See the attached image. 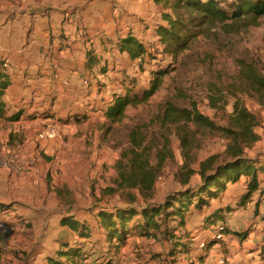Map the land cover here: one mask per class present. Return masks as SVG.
Listing matches in <instances>:
<instances>
[{
    "label": "crops",
    "instance_id": "obj_1",
    "mask_svg": "<svg viewBox=\"0 0 264 264\" xmlns=\"http://www.w3.org/2000/svg\"><path fill=\"white\" fill-rule=\"evenodd\" d=\"M160 9L154 0H0V64H8L3 75L8 76L9 81L3 97L5 113L0 116L1 152H19L17 158L36 159L39 170L44 174V167L49 168L51 162L47 163L46 158L40 157V152L48 150L45 154L53 157V177L57 180L71 167L76 179L90 172L96 173L98 166L92 167L96 155L91 154L93 147L85 141L88 133L83 135L82 141L73 138L81 131L91 129L95 123L101 124L100 128L108 123V107L117 95H125L128 91L127 84L122 83L123 77H127L125 72L138 64L122 50V41L133 35L153 43L155 34H158L157 27L162 24L156 22V12ZM112 34L119 36L121 41L106 38ZM101 66L106 67L107 73L96 75ZM85 79L90 80L89 85L84 83ZM18 113H21L19 119H9ZM57 120L65 122L63 136L67 139L62 136L55 140H40L38 134L44 125ZM257 145L262 150L259 155L264 154V139L261 138ZM104 160L102 156L98 163ZM106 161L112 162L110 159ZM77 166L83 169L78 171ZM0 173V183L5 188V191H0V203L9 207L12 200L25 201L29 210L32 200H27L19 192V181L25 174L18 176L8 169H0ZM2 173H13L10 183ZM262 179L264 181V172ZM248 181L247 176H242L230 184L247 189ZM7 184L13 185V191L6 190ZM230 188L227 186L218 198L210 200L209 205L213 207L214 203H219ZM44 194L49 195L48 186H45ZM254 196L259 208L253 203L246 206V210L228 214V232L219 242H214L211 230L214 226L201 223L188 234L187 241L193 243L194 249L190 253L170 256L171 241L159 232H156L159 236L155 239L131 235L125 244L115 243L120 251L115 264L124 260L129 264H264L260 258L264 240V182ZM260 197L263 199L261 202ZM221 208L224 207L218 209ZM195 209L193 205L187 212L185 228L189 224L188 216L207 211L206 207ZM7 211L15 213L11 207ZM38 211L33 221L40 227H52L54 220L49 215L53 208L42 206ZM98 215L97 212L99 222ZM1 219L5 216L0 215ZM253 223L256 225L252 227ZM81 224L92 231V226H87L89 224ZM66 227L69 226H63ZM245 231H249L245 237L236 235ZM14 235L0 237V249L6 250L0 252V264L9 263L6 257H13L14 264H19L18 257L9 250L16 246L19 251L22 245V240L15 239ZM91 235V238H78L77 235L74 238L86 244L93 239L101 244L107 240L103 227H99L96 234L92 231ZM208 237L212 239L208 240ZM93 257L95 255L81 263L96 264Z\"/></svg>",
    "mask_w": 264,
    "mask_h": 264
},
{
    "label": "rangeland",
    "instance_id": "obj_2",
    "mask_svg": "<svg viewBox=\"0 0 264 264\" xmlns=\"http://www.w3.org/2000/svg\"><path fill=\"white\" fill-rule=\"evenodd\" d=\"M223 1L231 2L232 0ZM154 3L161 6L160 12L155 11L156 22H161L160 25L167 26L168 23L164 19V14L173 15V11L169 7L166 8L163 3L156 1ZM225 26H227L226 29ZM134 37L147 48L148 55L142 62L138 61L134 68L125 72L127 77H123L122 83L127 84V93L131 92L132 97L142 99L145 90L150 88L151 81L157 73L166 70L168 73L162 78V85L158 93L149 100L130 107L126 117L121 122L112 126L105 123L101 128L100 123V125L95 123L91 129L83 130L73 138L75 141H82L83 135L86 136L85 133H88L85 141L87 145L93 147L91 154L96 155V162L92 164L93 168L98 166L96 173L91 174L90 172L76 179V173L71 167L66 175L61 174L60 180H57L53 177L55 172L53 157L46 155L43 150L40 152V157L46 158L49 161L47 163L51 162L49 168L44 167V174L39 170L36 159L34 164L29 166L30 159L18 158L21 163L26 165L23 171L16 172L18 176L22 173L25 174L20 178L19 192L24 194L27 200L31 199L32 203H30L31 206L28 210L25 201L21 203L12 200L9 207L15 213L6 210L1 211L0 215L13 222L16 234L12 237L22 240L19 251L16 246L9 249L18 257L19 264H49L50 258L63 260L68 264H83L81 262L94 255L93 259L97 262L96 264H112L115 258L120 255L119 246L115 245V242L111 244L106 240L105 244H101L98 240L93 239L87 244L83 243L85 241L74 238L76 235L79 238L78 233L76 234L70 227L63 228L61 225L62 216L73 214L72 216L79 222L92 226V231L96 234L100 227L98 219H96L97 212L99 214L103 209H113L131 203L139 205L161 204L171 192L185 189L188 185H185L183 180L188 170L184 168L186 158L183 155V138L188 140L195 138L200 141V147L190 152V157L197 159L198 162L193 166L190 164L194 173L189 185L197 186L201 183L200 171L203 161L212 156H218L219 163L227 160L225 151L229 140L224 137L221 128L229 125L230 118L236 110V97L231 95L229 87L239 74L241 65L256 66L264 72V17L261 18L259 26L228 23L209 28L203 35L192 41L189 49L178 60L165 52V45L162 43L159 33L155 34L156 39L151 43L152 45L143 38ZM105 68L99 67L96 75L107 73ZM85 81L86 85L90 84L89 79H85ZM237 86H240L239 82H237ZM236 92L241 104L257 114L261 122L257 131L260 137L264 139V103L258 102L256 100L257 95L251 90L247 93L238 90ZM179 94L183 96V100H175L176 104L190 109L194 104L197 105L201 113L213 120L220 131L213 134L209 130L202 129L203 134L193 125H190L189 129L185 131H179L176 124L167 123L164 118H160L162 106L167 100L177 98ZM210 98L216 99L215 106L210 102ZM183 124L187 125L186 122ZM134 132H137L139 139L144 138L142 146L133 143L131 133ZM62 138L67 139L64 136ZM258 146L256 143L246 147L245 154L254 159L257 164L263 163L264 165V154L259 155L262 150ZM132 150L136 152L148 150L150 165L157 170L154 190L149 192L146 197L141 194L138 188L120 189L116 183L118 173L115 165L125 153ZM0 151H3L2 148ZM9 154H14L17 157L20 155L19 152H9ZM102 156L105 157V160L98 163ZM108 159L112 162L107 163L106 160ZM259 166L264 167L260 164ZM0 169L6 170L1 167ZM77 169L79 171L83 168L77 166ZM33 171L35 175L32 174ZM262 174L263 172L260 174V179L263 183ZM2 175L7 183L13 179V173H2ZM247 177L249 180L250 177ZM51 185L54 187L52 188ZM229 185L231 188L226 195L221 197L219 203H214L213 207L206 206L207 211L205 213L197 212L188 216V227L177 229V223L169 222V225L159 233L169 238L171 250H174L175 254L190 253L194 249L193 243L187 241L188 234L193 227H199L198 224L209 225L207 224V217L213 210L216 212L222 206L224 208L235 206L237 202L241 201L247 189H243L241 185L232 186L229 183L227 186ZM45 186H48L49 189L47 196L44 194ZM6 190L13 191V185L7 184ZM0 191H5L2 183H0ZM254 195L247 206L255 203L259 208ZM262 200L260 197V202ZM42 206L53 208L49 215L54 220L52 227H45L44 225L40 227L33 221ZM205 214L208 215L205 216ZM223 215L227 220L228 216L224 213ZM226 220L212 226L217 227L219 224H225L228 230ZM262 220L264 221L263 217ZM255 225L256 223H253L252 227ZM245 232L248 233L249 231ZM159 234L155 232L154 239L158 238ZM196 234L198 235V233ZM27 235L30 238H26ZM7 237H11V235ZM207 239L210 240L212 237ZM28 240L29 242H27ZM177 242L184 244L185 247L188 246L189 252L182 246H179L175 251L173 243ZM66 245H69V248H82L84 255L78 258L69 257L68 259L61 257L59 252L68 250ZM261 248L263 251L264 240H262ZM1 251L6 252L3 248L0 249ZM6 262L14 264L15 259L6 257Z\"/></svg>",
    "mask_w": 264,
    "mask_h": 264
},
{
    "label": "trees",
    "instance_id": "obj_3",
    "mask_svg": "<svg viewBox=\"0 0 264 264\" xmlns=\"http://www.w3.org/2000/svg\"><path fill=\"white\" fill-rule=\"evenodd\" d=\"M163 3L166 8L173 11V15L164 14V19L168 25H160L157 29L161 36V41L165 45V52L173 56L176 60L189 49L193 40L200 37L209 28L217 25L232 23L235 25L259 26L260 20L264 17V0H154ZM227 26H225L226 29ZM122 50L127 52L132 60L143 61L148 55L145 46L132 35L123 41ZM168 70L158 72L151 81V86L144 92V97L138 99L132 97L128 92L125 95H117L112 104L106 111L108 123L121 122L130 107L139 105L158 93L162 78L167 75ZM0 73V116L5 113V102L3 97L5 90L9 86L8 76ZM237 82L240 86H237ZM247 93L249 90L257 95V101L264 103V72L256 66L241 65V70L234 83L229 87L231 95L236 97L235 114L230 118L229 125L221 128V132L229 143L226 147L225 155L227 160L223 163L218 162V156H212L201 163V183L197 186L189 185L194 171L190 168L198 162L197 159L190 157L193 149L200 147L197 139L183 138L182 147L186 162L184 168L188 172L184 175L183 182L188 185L185 189L171 192L161 204L139 205L135 203L126 206H118L113 209H103L100 211L99 224L105 229V235L109 243L125 244L131 235L155 236V232H162L169 222L177 223V229L186 226L187 212L190 207L202 209L209 206V200L218 198L226 190L229 183H235L242 176H249L248 188L236 208L228 206L212 212L207 217V224L215 225L225 221L226 216L236 210L245 208L253 195L260 190V174L264 172V167L245 154V148L253 146L261 140L257 129L261 122L255 112L241 104L236 91ZM180 94L177 98L167 100L162 106V116L167 123H174L179 127V131L189 129L193 125L198 131L209 130L210 133H217L220 128L209 117L203 115L197 105L192 109L183 108L176 104L175 100H183ZM222 99L223 97L220 96ZM213 106L217 103L216 99L210 98ZM21 113L14 114L9 119L17 120ZM186 122L187 125L183 123ZM109 129V128H108ZM204 134V133H203ZM131 139L137 146H142L144 138L139 139L137 132L131 133ZM145 152L129 151L117 161L115 167L118 173L116 183L120 189L138 188L143 196L154 190V183L157 178V170L152 168L149 157ZM230 158V160H228ZM9 207L0 203V210L6 211ZM62 226H69L76 231L81 238H91V228L81 224L74 216L64 215L61 219ZM151 230H155L151 233ZM225 232H228L226 229ZM225 235V233H224ZM239 237H245L247 232L236 233ZM214 242H219L218 240ZM185 247L182 243H173V247ZM209 245H206L208 247ZM61 251V257L78 258L84 255L82 248H69ZM189 252V247H185ZM170 256H175L174 250L170 249ZM203 259V256H202ZM261 259L264 261V250L261 252ZM114 260V258H113ZM49 264H68L59 259L50 258ZM112 264H115V260Z\"/></svg>",
    "mask_w": 264,
    "mask_h": 264
},
{
    "label": "built area",
    "instance_id": "obj_4",
    "mask_svg": "<svg viewBox=\"0 0 264 264\" xmlns=\"http://www.w3.org/2000/svg\"><path fill=\"white\" fill-rule=\"evenodd\" d=\"M107 39L112 41L120 42L121 38L117 35H108L106 36ZM8 64L6 62L0 64V72L5 73L7 70ZM86 84H88L85 81ZM67 84V82H66ZM65 130V122L62 120H57L51 123H47L44 125L38 137L40 140H55L60 139L63 136ZM44 153H47L48 150H44ZM34 161L28 163L29 166H32ZM0 167L5 168L14 172H21L26 168V165L21 163L16 155L14 154H7L0 151ZM211 230L214 234V239L221 241L224 239V233L226 230L225 224H219L217 227H212ZM16 234V228L13 222H10L6 219L0 220V237L7 236V235H14ZM120 264H128L127 260L121 261Z\"/></svg>",
    "mask_w": 264,
    "mask_h": 264
}]
</instances>
